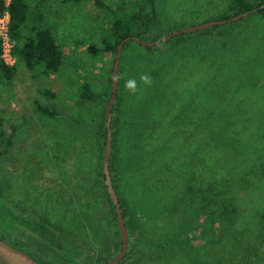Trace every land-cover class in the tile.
Here are the masks:
<instances>
[{
	"label": "rangeland",
	"instance_id": "obj_1",
	"mask_svg": "<svg viewBox=\"0 0 264 264\" xmlns=\"http://www.w3.org/2000/svg\"><path fill=\"white\" fill-rule=\"evenodd\" d=\"M103 1L28 0L25 27H51L64 65L49 76L23 63L12 81L0 74V152L8 147L0 183L10 193L11 174L20 202L48 206L43 243L23 248L63 264H100L120 248L104 173L111 96L81 97L85 80L99 93L113 73L118 51L105 48L112 20L144 9L153 20L144 39L155 41L238 12L235 0ZM186 33L123 48L112 169L132 243L118 264H264V17ZM129 78L135 95L124 87ZM37 100L67 116L43 113Z\"/></svg>",
	"mask_w": 264,
	"mask_h": 264
},
{
	"label": "trees",
	"instance_id": "obj_2",
	"mask_svg": "<svg viewBox=\"0 0 264 264\" xmlns=\"http://www.w3.org/2000/svg\"><path fill=\"white\" fill-rule=\"evenodd\" d=\"M72 1L79 2L84 0H72ZM95 1L99 5L107 6V4H105L103 0H95ZM235 8L238 11L237 14L245 11H251L252 15H260L264 17V0H260V1L235 0ZM0 10H4V0H0ZM30 10H31V5L28 2V0H13L10 6V12L12 17V22H11L12 37L15 42V51L16 54L18 55L19 62L16 66H10L4 62V60L1 57L2 46L0 40V74L7 81H12V79L17 75L20 63L26 65L30 70L36 71V75L43 74L47 76L51 75L52 73L59 72L64 65L65 51L58 42L54 34V30L51 27L40 26V25H33V27H31L30 29L25 27L29 18ZM140 11L141 12L139 14H131L125 17L119 15L112 20V25L110 27L111 40H109V43L105 46L107 51L117 52L119 44L126 37L130 35H138L144 38V35L149 30L153 20L144 19V16L142 14L144 9H141ZM230 17L231 15L226 13L219 19H226ZM139 23H142V26H140ZM182 34H187V33L185 32ZM167 41L168 40H164L163 42H167ZM112 82H113V73L111 72L110 75L108 76V85L104 87L103 92L97 93V92H93L92 83L89 80H85L81 88V97L84 99H96L99 97H105L109 99L112 93ZM44 92L51 95L55 94V91L51 90L50 88H46ZM36 103L38 109L45 114L55 117L58 116L59 114L63 115L64 117L67 116L63 113H59L56 109H51L50 107L41 104L39 100H37ZM0 124L1 125L3 124V119H1ZM102 133L105 137H107V128L103 129ZM3 134L4 132L1 131V135ZM111 169H112V159H111ZM112 177H113V169H112ZM113 181H114V177H113ZM115 187L117 190L116 184ZM210 187L211 189H214L213 182L211 183ZM110 199L114 206L115 219L117 220V222L115 223L117 225L115 229L118 230V232L120 233L116 207L111 197ZM260 200L263 201L262 197ZM121 203H123L122 200ZM213 211L214 212H210V214L215 216L216 209H213ZM0 214L6 215L5 209L1 206V204H0ZM262 216L264 218V211L262 212ZM125 217H126L129 236H130V245H129V249H130L132 243L131 240L132 233H131V227L128 224L126 214ZM121 245H122V239L120 241V248L117 251V253L120 251Z\"/></svg>",
	"mask_w": 264,
	"mask_h": 264
},
{
	"label": "water",
	"instance_id": "obj_3",
	"mask_svg": "<svg viewBox=\"0 0 264 264\" xmlns=\"http://www.w3.org/2000/svg\"><path fill=\"white\" fill-rule=\"evenodd\" d=\"M250 13L251 11H245L237 15H234L230 18L210 20V21H207L199 25H194V26L184 28L180 31H175L155 41H147L143 37H140L138 35H130L126 37L119 44L116 62L113 67L112 94L109 99L108 108H107V122H106L107 137H106V148H105V155H104V173H105V182L108 187L109 194L116 207L117 219H118L121 239H122V245H121L120 251L117 254H115L113 257H111L110 259L100 264H118L128 254L129 245H130L128 225H127L126 217L124 214V210L122 207L119 194L116 190V187L113 181L112 169H111L112 148H113L112 121L114 117V107H115V103H116L117 96H118L119 68H120L121 56H122L125 43L130 40H136L144 45L152 46L165 39L171 38L174 35L184 33V32L200 30V29L207 28V27H210L216 24L228 23L234 20L241 19L244 16L249 15ZM0 264H62V263H60L59 261L47 255L33 253L21 246L14 245L0 237Z\"/></svg>",
	"mask_w": 264,
	"mask_h": 264
},
{
	"label": "flooded vegetation",
	"instance_id": "obj_4",
	"mask_svg": "<svg viewBox=\"0 0 264 264\" xmlns=\"http://www.w3.org/2000/svg\"><path fill=\"white\" fill-rule=\"evenodd\" d=\"M1 122V121H0ZM9 134H13L12 132ZM17 135V132L13 135L14 139ZM13 137H10L8 141H6L10 145V149L8 150L9 154L11 152V149L14 145V139ZM7 147L4 148L0 152V173L1 176L4 177L5 171H3L6 168V165L3 164L1 159V154H6L4 151ZM4 152V153H3ZM12 161H10V164L12 165ZM9 166V169L12 166ZM2 170V171H1ZM12 170V169H11ZM4 179H7L10 181L8 184L10 187V193L5 189V187L0 183V204L5 209L6 215L0 214V237L7 240L8 242L18 245L21 247L28 248L27 245H41L43 243V238L40 237V235H43L45 231L49 230L50 227V217L48 213V206L45 207V205L41 206V209H39L37 206H34L32 203L25 204L24 201H19V197L16 191V183L13 182L15 179L10 174L9 177H6ZM43 181L46 185H43V192H42V198L45 197L48 201L50 198L49 194V172L48 169H45ZM7 184V182L5 181ZM62 200V199H61ZM24 203V210L26 212H20L21 209V203ZM20 207V209L18 208ZM26 214V217H25ZM34 218L36 221V224L33 222H29L30 218ZM5 234H14V236ZM33 249V247H29ZM36 248V247H34ZM29 250V249H28ZM35 253H40L36 249H34ZM31 251V250H29ZM32 252V251H31ZM117 254V253H116ZM48 256V255H47ZM50 257V256H49ZM52 258V257H51Z\"/></svg>",
	"mask_w": 264,
	"mask_h": 264
},
{
	"label": "built area",
	"instance_id": "obj_5",
	"mask_svg": "<svg viewBox=\"0 0 264 264\" xmlns=\"http://www.w3.org/2000/svg\"><path fill=\"white\" fill-rule=\"evenodd\" d=\"M13 0H4V10H0V40L1 57L10 66H16L19 62L15 51V42L12 37L10 6Z\"/></svg>",
	"mask_w": 264,
	"mask_h": 264
},
{
	"label": "clouds",
	"instance_id": "obj_6",
	"mask_svg": "<svg viewBox=\"0 0 264 264\" xmlns=\"http://www.w3.org/2000/svg\"><path fill=\"white\" fill-rule=\"evenodd\" d=\"M140 82L148 87H151L154 83L153 78L145 73H142L140 75ZM124 87L130 94L135 95L139 92V84L137 83L135 78L127 79L125 81Z\"/></svg>",
	"mask_w": 264,
	"mask_h": 264
}]
</instances>
